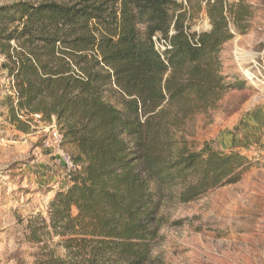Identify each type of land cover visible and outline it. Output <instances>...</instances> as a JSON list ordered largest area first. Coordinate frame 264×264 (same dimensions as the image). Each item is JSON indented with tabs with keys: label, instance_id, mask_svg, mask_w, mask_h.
<instances>
[{
	"label": "trees",
	"instance_id": "1",
	"mask_svg": "<svg viewBox=\"0 0 264 264\" xmlns=\"http://www.w3.org/2000/svg\"><path fill=\"white\" fill-rule=\"evenodd\" d=\"M235 7L209 0L212 28L203 32L192 31L191 0L0 8L2 31L18 24L7 40L19 49L9 50L5 65L18 108L55 117L74 163L70 185L56 193L42 225L62 238L63 252L50 248L35 264H146L168 196L187 203L242 178L245 155L209 143L196 150L178 138L229 88L219 54L234 37L228 13L236 25L244 15ZM154 37L171 48L161 52Z\"/></svg>",
	"mask_w": 264,
	"mask_h": 264
},
{
	"label": "rangeland",
	"instance_id": "2",
	"mask_svg": "<svg viewBox=\"0 0 264 264\" xmlns=\"http://www.w3.org/2000/svg\"><path fill=\"white\" fill-rule=\"evenodd\" d=\"M22 1L46 0H0V8ZM208 1L191 0L192 31L212 28ZM225 1L244 13L237 25L228 13L234 37L219 54L229 88L215 104L197 111L178 138L184 136L196 150L209 143L216 151L239 152L248 158L247 168L238 182L194 201L168 196L146 264H264V0ZM17 25H4L6 31L0 26V264H35L50 248L63 252L62 238L43 233L42 225L50 222L56 193L70 185L61 159V151L70 150L54 141L55 117L49 122L18 108L5 66L11 65L9 50L19 49L7 40ZM157 42L160 49L167 46Z\"/></svg>",
	"mask_w": 264,
	"mask_h": 264
},
{
	"label": "built area",
	"instance_id": "3",
	"mask_svg": "<svg viewBox=\"0 0 264 264\" xmlns=\"http://www.w3.org/2000/svg\"><path fill=\"white\" fill-rule=\"evenodd\" d=\"M154 39H155V41L157 43V49L160 50L161 52L165 51L167 48H171V46H169L168 43H166L167 46L166 45L165 46L161 45V49H160L159 46H158V42H157L158 38L154 37ZM37 116L39 117L40 115L37 114ZM53 136H54V141H55L56 144H58V145L62 144V140L63 139H62L61 134L58 131H54ZM50 143L51 142L47 143V146H49ZM61 154H62L61 155V159L64 162V165H66L67 168H68V171H70L72 168H74V163H73V160H72L71 156L69 154L64 153L63 151H61Z\"/></svg>",
	"mask_w": 264,
	"mask_h": 264
}]
</instances>
